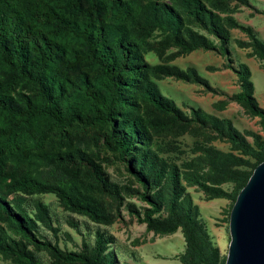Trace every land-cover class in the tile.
I'll use <instances>...</instances> for the list:
<instances>
[{"label": "rangeland", "instance_id": "374dc122", "mask_svg": "<svg viewBox=\"0 0 264 264\" xmlns=\"http://www.w3.org/2000/svg\"><path fill=\"white\" fill-rule=\"evenodd\" d=\"M20 1L11 2L28 16ZM46 1L100 38L92 54L82 35L34 20L36 36L58 45L47 77L64 123L0 109V198L38 241L88 264H224L232 206L264 159V122L238 98L264 112V0ZM99 52L115 58L124 84L111 120L90 122L99 100H112ZM12 75L0 59V84ZM0 99L41 105L24 79ZM61 256L0 212V264H81Z\"/></svg>", "mask_w": 264, "mask_h": 264}, {"label": "trees", "instance_id": "16d2710c", "mask_svg": "<svg viewBox=\"0 0 264 264\" xmlns=\"http://www.w3.org/2000/svg\"><path fill=\"white\" fill-rule=\"evenodd\" d=\"M11 1L12 0H0V59L5 66L13 71V75L9 80L0 84V89L8 88L22 79L32 81L38 87L41 105L40 107H35L29 104L27 105L26 110L21 111L19 108L11 107L10 104L0 99V109H4L13 115L18 114L27 117L35 115L48 116L55 119L58 123L63 124L64 119L60 113L52 107L53 100L48 88L47 77L49 65L57 57L59 51L58 45L50 40H46L44 36H41V39L36 36L34 20L39 19L42 16L45 21L50 24H55L59 33L62 32L75 35H78L79 33H77V30L75 31L74 28L67 26L65 19L56 13L46 0H21L20 2L29 11L28 16L22 15L18 6L13 5ZM92 3L96 7L98 6V3H100V0H92ZM81 35L88 41L89 49L92 54L95 53L97 46L96 43L100 38L99 32L96 33V37H91L88 26L86 25L78 36ZM27 44H30L38 54V62L34 66L28 63L26 59L28 52L26 48ZM118 47L120 48L122 55L126 56L128 52L127 48H124L121 42L118 43ZM80 56L77 57L76 62L81 60ZM97 61L112 85V88L110 89L112 100H99L100 104L103 106V110L94 112L88 119L90 122L94 120H111L113 100L119 99V89L122 84H124L120 78V67L115 65V58L109 57L106 52H99L97 53ZM238 98L244 101L248 108L251 109L254 114L260 116L264 122V112L251 104L250 98L246 93L240 94ZM74 118L80 121H85L81 120L78 115H75ZM122 147L124 146L122 145ZM139 181L143 182L142 178L139 177ZM143 187L146 188L145 183L143 184ZM60 196L67 207L74 208L78 212L91 213V210L86 205H80L73 202L65 193L61 192ZM0 212L6 213L11 221L17 226L20 234L33 241L35 245L48 248L56 255L61 256L60 251L50 243L38 241L32 235L23 219L17 214H14L1 198ZM61 257L66 262L88 264V260L82 255L66 253Z\"/></svg>", "mask_w": 264, "mask_h": 264}, {"label": "water", "instance_id": "95a60500", "mask_svg": "<svg viewBox=\"0 0 264 264\" xmlns=\"http://www.w3.org/2000/svg\"><path fill=\"white\" fill-rule=\"evenodd\" d=\"M229 234L224 264H264V159L237 194Z\"/></svg>", "mask_w": 264, "mask_h": 264}]
</instances>
